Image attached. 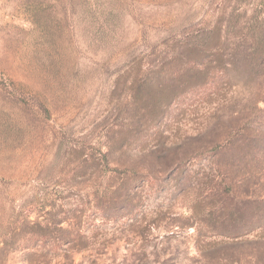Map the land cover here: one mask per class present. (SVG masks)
<instances>
[{
    "label": "rangeland",
    "instance_id": "rangeland-1",
    "mask_svg": "<svg viewBox=\"0 0 264 264\" xmlns=\"http://www.w3.org/2000/svg\"><path fill=\"white\" fill-rule=\"evenodd\" d=\"M263 20L0 0V264H264Z\"/></svg>",
    "mask_w": 264,
    "mask_h": 264
},
{
    "label": "trees",
    "instance_id": "trees-1",
    "mask_svg": "<svg viewBox=\"0 0 264 264\" xmlns=\"http://www.w3.org/2000/svg\"><path fill=\"white\" fill-rule=\"evenodd\" d=\"M260 29L257 31H249L248 34H245V32H241L238 35H235V41L231 42V45L234 46L235 50H238V48L243 47L249 44H262L264 41V20L260 22L259 24ZM214 33L213 30H202L197 32L193 35V41L199 42L204 41L209 38L208 36ZM227 40V37H226Z\"/></svg>",
    "mask_w": 264,
    "mask_h": 264
}]
</instances>
